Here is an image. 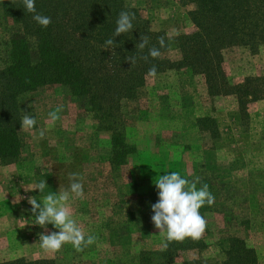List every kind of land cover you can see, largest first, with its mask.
Wrapping results in <instances>:
<instances>
[{
	"label": "rangeland",
	"instance_id": "374dc122",
	"mask_svg": "<svg viewBox=\"0 0 264 264\" xmlns=\"http://www.w3.org/2000/svg\"><path fill=\"white\" fill-rule=\"evenodd\" d=\"M123 7L136 19L125 38L114 41L118 52L98 46L99 53L88 54L92 42L83 47L81 34L59 27L58 45L78 57L89 80L87 94L77 97L54 83L37 87L22 102L36 125L20 128L17 158L0 161V263L232 264L248 249L254 264H264V86L252 83L250 97L237 100L232 90L219 93L212 66L220 60L233 87L262 78L264 43L258 40L255 48L245 37L247 42L224 45L211 59L179 46V37L199 32L189 0H123ZM8 9L13 17L0 8V57L4 42L29 22ZM141 35L150 38L145 50L160 48L159 37L165 47L160 57L145 61L144 52L131 65L126 58ZM258 35L253 33L255 41ZM152 65L155 78L146 75ZM57 107L62 111L52 122L49 113ZM172 171L190 181L199 177L197 187L207 184L215 203L200 212L207 228L199 240L172 242L163 250L165 237L151 222V205L158 200L156 178ZM69 173L83 178L84 196L70 201L73 218L96 242L82 252L65 244L53 254L41 249L39 237L58 229L34 223L28 197L39 202L68 189ZM41 180L44 192L32 190Z\"/></svg>",
	"mask_w": 264,
	"mask_h": 264
},
{
	"label": "trees",
	"instance_id": "16d2710c",
	"mask_svg": "<svg viewBox=\"0 0 264 264\" xmlns=\"http://www.w3.org/2000/svg\"><path fill=\"white\" fill-rule=\"evenodd\" d=\"M189 1L196 8L191 19L199 32L187 40L179 37L181 48L189 45L192 49H198L204 56L209 54L211 59H214V55L224 45L234 42L245 43L248 41L244 39L245 37L252 38L255 48L259 44L258 40L264 43V0ZM35 7L37 13L51 18L47 28H43L33 20L35 14L26 10L22 0H0V8L5 11L4 16H14L9 11L10 8L19 18L26 15L25 20L30 22H24L23 33H14L4 42L0 57V161L3 163L14 161L20 153L19 130L22 111H25L22 102L27 99L30 92L39 86L54 83L64 85L77 97H83L88 92V89L85 92L84 86L89 87V80L79 66L78 57L58 45L59 38L63 34V30L59 27L66 26L75 36L81 34L83 47L87 42H92L94 45L90 51H87L88 54L99 53L98 46H105V41L113 36L119 13L126 11L123 0H35ZM14 21L18 22L17 19ZM250 32L252 35L254 32L259 34L257 41ZM124 34L115 37L114 41L125 38ZM228 35L229 39L226 38ZM74 43L78 42L74 41ZM116 51L120 49L117 48ZM144 52L148 51L145 48L143 50L134 48L129 57H138ZM106 54L103 53V58ZM122 55L124 52L121 53ZM124 56L128 57L126 54ZM117 60V58L113 60V65L119 62ZM212 66L219 93L232 90L237 100H244L249 96V90H255L252 83L257 82V85L264 86L263 76L256 79L247 78L242 84L233 87L225 78L220 60H213ZM93 109L97 111L96 108ZM207 209L208 205L205 204L200 212ZM233 242L234 240L229 245L231 251ZM239 258L242 264H254V258L248 249L236 255L232 264H237ZM0 264H53V262H28L17 259Z\"/></svg>",
	"mask_w": 264,
	"mask_h": 264
},
{
	"label": "clouds",
	"instance_id": "9594fccd",
	"mask_svg": "<svg viewBox=\"0 0 264 264\" xmlns=\"http://www.w3.org/2000/svg\"><path fill=\"white\" fill-rule=\"evenodd\" d=\"M23 5L29 13H34L33 20L47 28L51 23V18L36 12L35 0H22ZM135 15L128 11H121L116 20V27L113 36L105 41V47L115 48L114 38L133 29V20ZM147 35L140 36V42L136 48L143 50L149 44ZM160 48L165 47L164 37L158 38ZM160 48L152 46L148 49V55L141 57L147 61L149 57L155 59L161 56ZM127 62L136 63V57L126 58ZM148 77L155 78L157 75L156 65H152L147 74ZM31 107V105H29ZM61 107H57L49 113V119L55 122L59 118ZM20 128L24 131H31L36 125V120L32 114L22 111ZM44 137V131L38 132V138ZM71 181L69 188L60 190L57 193H48L42 200L36 197H28V203L31 205V212L34 215V223L41 228L51 224L58 231L48 234H41L39 237L40 247L43 251L56 253L61 250L65 244H71L76 252H82L85 247L96 242L94 235L85 237V233L73 218V211L70 201L73 198H82L84 196L83 178L78 173H69ZM199 177L195 180L183 178L179 171H172L168 174L158 176L154 186L158 191V200L151 205V222L154 228L165 239L161 247L167 250L172 242H182L185 239L199 240L206 231L207 222L200 214V209L207 204L212 206L215 203L214 195L209 191L207 184H202L199 188ZM46 188V182L41 180L34 183L32 190H38L43 193Z\"/></svg>",
	"mask_w": 264,
	"mask_h": 264
}]
</instances>
